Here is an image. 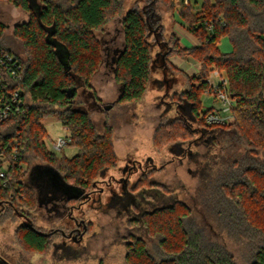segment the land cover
I'll return each instance as SVG.
<instances>
[{
  "label": "trees",
  "instance_id": "obj_1",
  "mask_svg": "<svg viewBox=\"0 0 264 264\" xmlns=\"http://www.w3.org/2000/svg\"><path fill=\"white\" fill-rule=\"evenodd\" d=\"M154 1L124 11L125 0H0V5L8 3L28 13L29 19L16 24L13 34L30 56L24 60L7 45L8 25L0 20V45L22 65L20 79H6L20 89L23 101L16 116L0 123V170H6V185L0 177V226L21 220L15 235L25 249L47 250L51 237L41 233L37 222V168H51L78 188L79 195L65 198L70 201L82 198L92 181L116 164L109 124L105 133L97 134L90 113L75 107L72 99L82 82L97 94L91 81L104 62L98 32L121 12L124 41L111 68L122 90L114 103L141 100L157 67L164 75L167 68L172 70L170 55L181 51L195 55L204 48L200 75L183 95L199 131H219L227 141L219 164L204 167L207 179L200 206L175 199L144 211L135 223L145 234L131 235L126 241L125 263L239 264L216 233L241 246L249 264H264V0H203L202 16L190 0H183L178 12L190 32L200 37V45L187 48L174 33L168 37L158 33L163 25L159 26L161 16ZM159 1L174 9V16L175 1ZM224 35L233 45L228 53L217 46ZM213 70L226 80L220 85L233 101L231 122L206 120L213 107L203 109L201 96L214 92L208 79ZM48 115H56L69 130L68 145L79 148L74 157L60 158L47 146L42 119ZM206 223L214 226L213 232ZM0 264L14 263L0 254Z\"/></svg>",
  "mask_w": 264,
  "mask_h": 264
},
{
  "label": "rangeland",
  "instance_id": "obj_2",
  "mask_svg": "<svg viewBox=\"0 0 264 264\" xmlns=\"http://www.w3.org/2000/svg\"><path fill=\"white\" fill-rule=\"evenodd\" d=\"M145 1L125 0L124 11L134 5L141 7ZM174 1V16V9L159 0L154 1V7H158L161 16L159 26L163 25L158 33L164 32L165 37L174 33L185 48L200 45V37L190 32L188 23L183 22L178 12L183 8V0ZM190 2L195 6L196 14L202 16L204 12L200 5L203 0ZM28 19V13L21 8L8 3L0 5V20L8 25L5 42L24 60H29L30 56L23 42L14 38L13 29ZM98 38L102 42L104 62L91 83L102 101L112 104L119 98L121 84L115 80L111 64L107 65V53L123 46L121 12L108 20L104 29L98 32ZM217 46L224 53L233 50L226 35L219 39ZM205 52L203 48L194 52L195 55L185 51L170 55L172 70L164 75L163 70L157 67L141 100L116 104L111 110L91 105L94 100L97 102V97L94 94L93 98L88 89L80 88L72 104L90 113L97 125V134L105 133V126L109 124L117 155L116 164L92 181L85 192L87 196L70 201L65 198L79 195V189L65 183L53 169L37 168L34 175V186L40 191L37 222L44 226V230L54 232L52 243L43 252L25 249L15 235L19 220L0 226V254L14 264H126V241L131 240V235L143 237L145 234L144 228L135 223L144 211L171 204L175 199L200 206L207 179L204 167L219 164L225 153L223 146L227 143L219 131H199L183 95L200 75V58ZM215 71L218 70H213L208 79L219 83V76L213 77ZM201 100L203 109L213 107L214 112L223 114L226 122L233 120L228 105L215 92L203 93ZM42 124L47 132L46 144L55 152L53 142L58 137H69L70 132L56 115L44 117ZM78 152L77 146L67 145L55 153L60 158H72ZM75 220L80 223L82 238L80 234H74L76 239L63 237L60 230L55 231L75 226ZM206 226L213 232V225L206 223ZM214 234L226 240L239 264H249L241 254L242 247L232 238L223 233V237Z\"/></svg>",
  "mask_w": 264,
  "mask_h": 264
},
{
  "label": "built area",
  "instance_id": "obj_3",
  "mask_svg": "<svg viewBox=\"0 0 264 264\" xmlns=\"http://www.w3.org/2000/svg\"><path fill=\"white\" fill-rule=\"evenodd\" d=\"M21 67L22 65L20 64L18 58L0 45V123L16 116L22 106L23 101L20 98V89L11 87L10 81H8L11 79H20ZM213 75V77L219 76L221 80L219 83L216 82L217 84L213 83L211 80H209V82L216 96L223 100L226 105H228L227 109L232 113L231 107L233 105V101L231 100L227 90L222 88L220 85L221 83H225L226 80L218 71H215ZM222 115H220V113L211 111L207 114L206 120L208 123H224L226 121L223 120ZM69 141V137L67 136L58 137L53 142L52 148L55 152H61L69 144ZM15 142L17 141L15 140ZM16 144L13 148V155L15 158L18 154V146ZM0 177L3 178V184L6 185V170L4 168L0 170Z\"/></svg>",
  "mask_w": 264,
  "mask_h": 264
},
{
  "label": "flooded vegetation",
  "instance_id": "obj_4",
  "mask_svg": "<svg viewBox=\"0 0 264 264\" xmlns=\"http://www.w3.org/2000/svg\"><path fill=\"white\" fill-rule=\"evenodd\" d=\"M118 49L119 48H115L114 50H112V52H108L107 53V57L110 59H108V62H107V65L108 64H111V60H112V58H113V56L114 55H116V52L118 51ZM163 62V61H162ZM166 70H169L168 68L166 69ZM80 88H85V89H88V92L90 91L91 93H92V97L94 98V92L93 91H91V89H89V88H87L86 87V85L82 82L78 87H77V90H76V96L79 94V90H80ZM82 90V89H81ZM121 90H122V86H121ZM86 91V90H85ZM87 92V93H88ZM84 95V94H83ZM75 96V97H76ZM97 98H96V100H97V102L94 100L93 102H92V104L91 105H95V106H97V107H99V108H103L102 110H107V109H109V110H111L116 104L113 102L112 104H105L103 101H102V99H101V97H99L98 96V94H96L95 95ZM119 96H120V94H119ZM99 101L101 102V103H99ZM85 196H87L86 195V193L84 192L83 193V195H82V197H85ZM26 222V221H25ZM75 226H73V227H68V229H65V228H61V229H59V228H57L55 231L56 232H58L59 230L61 231V234L63 235V237H68V238H74V239H76V236H74V234H80L81 235V237L80 238H82V232L80 233V228H79V222H77L76 220L74 221V223H73ZM40 226V225H39ZM41 227V226H40ZM42 227H44V226H42ZM41 227V228H42ZM85 230H86V227H85ZM41 233H43V234H45V235H47V236H50V237H52L51 235L54 233V232H49V231H46V230H42L41 231ZM55 242H53V244H54ZM54 245H57V244H54Z\"/></svg>",
  "mask_w": 264,
  "mask_h": 264
},
{
  "label": "water",
  "instance_id": "obj_5",
  "mask_svg": "<svg viewBox=\"0 0 264 264\" xmlns=\"http://www.w3.org/2000/svg\"><path fill=\"white\" fill-rule=\"evenodd\" d=\"M70 92H71V90H69ZM25 223H28V224H30L28 221H26ZM31 225V224H30Z\"/></svg>",
  "mask_w": 264,
  "mask_h": 264
}]
</instances>
